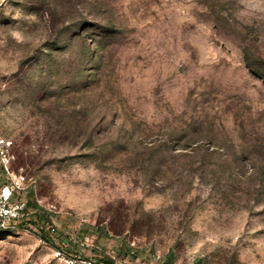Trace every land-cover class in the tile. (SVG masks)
Here are the masks:
<instances>
[{"label": "rangeland", "instance_id": "374dc122", "mask_svg": "<svg viewBox=\"0 0 264 264\" xmlns=\"http://www.w3.org/2000/svg\"><path fill=\"white\" fill-rule=\"evenodd\" d=\"M0 138V264H264V0H0Z\"/></svg>", "mask_w": 264, "mask_h": 264}, {"label": "built area", "instance_id": "2783aa9c", "mask_svg": "<svg viewBox=\"0 0 264 264\" xmlns=\"http://www.w3.org/2000/svg\"><path fill=\"white\" fill-rule=\"evenodd\" d=\"M12 164L10 144L0 138V165L8 179L6 184H0V232L2 233L32 225L35 220L32 207L22 197V193L31 187L32 181L23 172H12L10 170ZM132 246H136L135 243ZM54 258L61 264H102L97 259L73 255L63 248L54 250Z\"/></svg>", "mask_w": 264, "mask_h": 264}, {"label": "trees", "instance_id": "16d2710c", "mask_svg": "<svg viewBox=\"0 0 264 264\" xmlns=\"http://www.w3.org/2000/svg\"><path fill=\"white\" fill-rule=\"evenodd\" d=\"M28 204L29 206H31V203L28 201ZM35 215H37L39 217V214L38 213H35ZM99 262L102 263V264H115L114 261L112 259H99Z\"/></svg>", "mask_w": 264, "mask_h": 264}]
</instances>
